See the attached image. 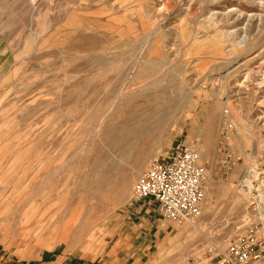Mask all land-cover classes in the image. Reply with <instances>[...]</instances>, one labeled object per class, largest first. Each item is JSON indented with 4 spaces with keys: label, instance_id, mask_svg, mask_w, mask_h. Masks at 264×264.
I'll return each instance as SVG.
<instances>
[{
    "label": "rangeland",
    "instance_id": "1",
    "mask_svg": "<svg viewBox=\"0 0 264 264\" xmlns=\"http://www.w3.org/2000/svg\"><path fill=\"white\" fill-rule=\"evenodd\" d=\"M177 143L205 168L181 224L133 195ZM247 169L264 0H0V264H190L254 214Z\"/></svg>",
    "mask_w": 264,
    "mask_h": 264
},
{
    "label": "built area",
    "instance_id": "2",
    "mask_svg": "<svg viewBox=\"0 0 264 264\" xmlns=\"http://www.w3.org/2000/svg\"><path fill=\"white\" fill-rule=\"evenodd\" d=\"M204 178L197 147L177 143L166 155L150 160L134 184L133 195L152 204L164 219L193 222L202 214ZM253 215L223 249L208 247L191 254L190 264H264V208Z\"/></svg>",
    "mask_w": 264,
    "mask_h": 264
},
{
    "label": "bare ground",
    "instance_id": "3",
    "mask_svg": "<svg viewBox=\"0 0 264 264\" xmlns=\"http://www.w3.org/2000/svg\"><path fill=\"white\" fill-rule=\"evenodd\" d=\"M241 184L242 189H244L243 193L246 196L247 194H255L251 197V200L254 202L252 212H254V215H257L264 208V175L260 173L256 174L252 169H247L241 178ZM255 184L257 185L255 186Z\"/></svg>",
    "mask_w": 264,
    "mask_h": 264
}]
</instances>
